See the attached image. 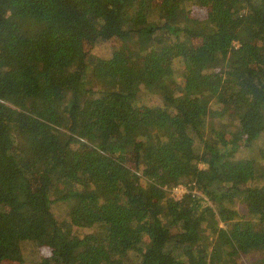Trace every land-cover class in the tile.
I'll list each match as a JSON object with an SVG mask.
<instances>
[{"label": "trees", "instance_id": "1", "mask_svg": "<svg viewBox=\"0 0 264 264\" xmlns=\"http://www.w3.org/2000/svg\"><path fill=\"white\" fill-rule=\"evenodd\" d=\"M263 161L264 0H0V264H264Z\"/></svg>", "mask_w": 264, "mask_h": 264}, {"label": "rangeland", "instance_id": "2", "mask_svg": "<svg viewBox=\"0 0 264 264\" xmlns=\"http://www.w3.org/2000/svg\"><path fill=\"white\" fill-rule=\"evenodd\" d=\"M155 3H158L160 0H153ZM155 5V4H154ZM204 10H197L193 5L191 6L190 9V15L191 16H202ZM116 44L115 41H110V45H114ZM96 55H104V56H109L111 54V49L110 47H108V45H102L99 47V51L96 50L95 51ZM218 116V115H217ZM259 146L262 145L261 142L257 143ZM258 147V146H257ZM246 155L251 154V152H244ZM264 164V161L262 162ZM188 190V188L186 187V185H182L178 190H175L173 192V194L176 196L177 199H180ZM238 211H239V215L238 216H246V214H248V209L246 208L245 205L241 204L238 207ZM220 225L221 226H225L223 221H220ZM78 235H85V233L82 232H78L76 233ZM214 246L218 249H221L223 247L222 245V241L219 238H214ZM23 248H25V252H26V256L28 258V263L27 264H32L38 255L40 256H45L49 254V239L47 237L42 238L39 243H37L36 245H28L26 244V246H23ZM261 254L259 252L258 249L252 250L251 252H249V254H243L239 257V261L241 264H257L260 263L261 261ZM4 264H20L18 262H10V261H6ZM34 264V263H33Z\"/></svg>", "mask_w": 264, "mask_h": 264}]
</instances>
